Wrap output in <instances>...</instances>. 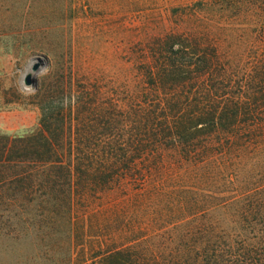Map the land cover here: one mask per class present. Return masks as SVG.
Wrapping results in <instances>:
<instances>
[{
	"label": "trees",
	"instance_id": "obj_1",
	"mask_svg": "<svg viewBox=\"0 0 264 264\" xmlns=\"http://www.w3.org/2000/svg\"><path fill=\"white\" fill-rule=\"evenodd\" d=\"M137 17L120 56L128 85L75 81L71 61L61 83L38 87V125L0 133V186L48 197L68 226L65 264L77 199L127 186L164 202L151 222L178 216L97 252L99 264H264V0Z\"/></svg>",
	"mask_w": 264,
	"mask_h": 264
},
{
	"label": "rangeland",
	"instance_id": "obj_2",
	"mask_svg": "<svg viewBox=\"0 0 264 264\" xmlns=\"http://www.w3.org/2000/svg\"><path fill=\"white\" fill-rule=\"evenodd\" d=\"M186 1L0 0V133L34 129L41 113L38 87L61 83L72 62L75 81L90 73L101 78L106 89L128 85L129 64L122 59L138 13ZM38 57L43 65L34 70ZM28 73L36 78L35 86L26 84ZM129 188L77 199L72 264H99L97 252L178 216L175 209L168 210L151 222L164 202L155 198L148 203ZM47 198L40 192L21 194L10 184L0 188V264H65L67 248L61 239L68 226L51 213Z\"/></svg>",
	"mask_w": 264,
	"mask_h": 264
},
{
	"label": "water",
	"instance_id": "obj_3",
	"mask_svg": "<svg viewBox=\"0 0 264 264\" xmlns=\"http://www.w3.org/2000/svg\"><path fill=\"white\" fill-rule=\"evenodd\" d=\"M41 65H43V58L42 57H38L37 58V63L34 66V70H37ZM26 84L27 85H32V86L36 85V78L34 77L33 74L28 73L27 78H26Z\"/></svg>",
	"mask_w": 264,
	"mask_h": 264
}]
</instances>
